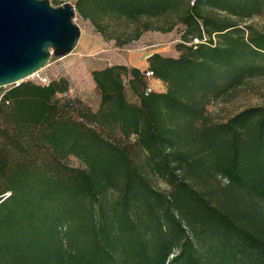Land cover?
Wrapping results in <instances>:
<instances>
[{"label":"trees","instance_id":"1","mask_svg":"<svg viewBox=\"0 0 264 264\" xmlns=\"http://www.w3.org/2000/svg\"><path fill=\"white\" fill-rule=\"evenodd\" d=\"M73 4L118 45L182 24L180 54L93 69L96 110L58 96L66 76L7 87L0 264H264V105L208 108L264 73V27L248 23L264 0ZM147 70L165 90L147 93Z\"/></svg>","mask_w":264,"mask_h":264},{"label":"rangeland","instance_id":"2","mask_svg":"<svg viewBox=\"0 0 264 264\" xmlns=\"http://www.w3.org/2000/svg\"><path fill=\"white\" fill-rule=\"evenodd\" d=\"M58 1L61 2L62 0ZM68 1L75 2V0ZM50 2L53 5H58L55 0H50ZM75 21L81 28V36L74 50L64 57H52L44 67L25 79L48 83L52 79L66 76L70 79V88L66 93H60L58 96L62 99L79 98L94 110L99 106L100 94L92 78L91 71L93 69L114 63L139 65L144 68L146 67V56L153 52H160L169 56L180 54L177 43L181 41V33L184 29L182 24H178L173 30L166 32L148 30L139 39L129 44L118 45L114 39L104 38L101 33L96 31L90 20L83 18L77 12ZM248 23L257 28H263L264 11L255 15ZM149 83L155 90H165L166 88L165 84L159 83L157 79L152 78ZM8 86L0 87V97ZM127 93L130 100L138 101L137 94L128 83ZM256 105H264V73L245 77L240 88L232 96H229L225 101L214 100L209 103L208 108L224 117L245 107ZM20 149L22 147H18V150ZM133 150H138V147L133 146ZM66 162L68 165L80 164V161L75 157H69ZM155 182L161 188H168L161 179H155Z\"/></svg>","mask_w":264,"mask_h":264},{"label":"water","instance_id":"3","mask_svg":"<svg viewBox=\"0 0 264 264\" xmlns=\"http://www.w3.org/2000/svg\"><path fill=\"white\" fill-rule=\"evenodd\" d=\"M71 1L0 0V87L19 84L76 47L81 28Z\"/></svg>","mask_w":264,"mask_h":264},{"label":"built area","instance_id":"4","mask_svg":"<svg viewBox=\"0 0 264 264\" xmlns=\"http://www.w3.org/2000/svg\"><path fill=\"white\" fill-rule=\"evenodd\" d=\"M146 76H147L148 78L152 79L153 76H154L153 71H152V70H147V71H146ZM152 89H153V87H152L151 85H149V86L147 87V90H146L147 93L150 92V91H152Z\"/></svg>","mask_w":264,"mask_h":264},{"label":"crops","instance_id":"5","mask_svg":"<svg viewBox=\"0 0 264 264\" xmlns=\"http://www.w3.org/2000/svg\"><path fill=\"white\" fill-rule=\"evenodd\" d=\"M150 54H148L147 56H146V60H145V64H146V67H147V58H148V56H149ZM135 66H138V67H140L139 65H135ZM146 67H144V68H142V67H140V68H142V69H145ZM157 81L160 83L161 81L160 80H158L157 79ZM162 83V82H161Z\"/></svg>","mask_w":264,"mask_h":264}]
</instances>
